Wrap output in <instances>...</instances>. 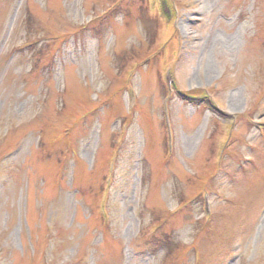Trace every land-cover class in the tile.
Wrapping results in <instances>:
<instances>
[{
	"label": "rangeland",
	"instance_id": "rangeland-1",
	"mask_svg": "<svg viewBox=\"0 0 264 264\" xmlns=\"http://www.w3.org/2000/svg\"><path fill=\"white\" fill-rule=\"evenodd\" d=\"M0 264H264V0H0Z\"/></svg>",
	"mask_w": 264,
	"mask_h": 264
}]
</instances>
